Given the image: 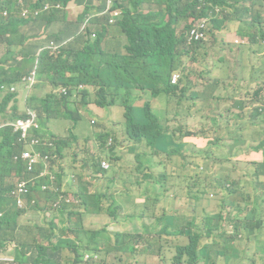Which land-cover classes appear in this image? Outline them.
Instances as JSON below:
<instances>
[{"label":"trees","instance_id":"obj_1","mask_svg":"<svg viewBox=\"0 0 264 264\" xmlns=\"http://www.w3.org/2000/svg\"><path fill=\"white\" fill-rule=\"evenodd\" d=\"M16 0H0V37L7 32H12L17 36V42L7 43L0 57V115L5 120H0V255L1 250L12 244L14 249L13 259L18 264L32 263L33 260L45 264H62L63 253L66 249L73 255L71 264H89L83 262L85 254H90L91 260L98 258L100 252L114 250L121 254H134V243L137 235L145 236L148 247H144L142 253H148L150 244L155 237L152 235L160 234L159 241H162L163 235H168V227L163 225L149 224L142 228L141 235L136 228L125 227L121 230V225L116 222L121 218V211L113 206L111 197L108 203L103 206L101 199L105 196H99L97 193L86 195L84 189L79 188V177L81 170H70L66 165V153L72 152V149L79 144L82 134L72 131L78 126V121L73 118V106L70 102V95L57 96L52 93L39 95L38 92L47 88L43 83L44 79H50L51 90H57L60 87H78L84 85L91 87L89 90L82 91V108L88 115H93L94 111L87 106H94L107 109L108 107L119 105L124 109V126L130 142L136 147L142 143L151 147L155 153H162L161 146L168 145L171 142L174 133L168 134L167 129L159 124V118L156 108L165 106L172 102L181 105L182 100L186 99L187 86L180 80L176 84H171L172 73L181 66V57L188 53L184 48V37H177L175 30L170 27L177 20H186L187 17L198 19L206 16V8L198 10L199 0H158V4L164 5V12L168 15V20L164 21V14L161 8L157 11L149 9L147 13L142 12L141 5L146 0H135V4L130 0H117L118 7L122 9V17L117 22V27L125 34L127 44L124 47V55H108L102 50L103 34L98 33L96 38L88 41L85 37L75 38L68 45L65 41L49 40L44 36V27L38 33L26 29L28 40L20 35L26 24L41 21L45 24L42 5L49 2L51 11H54L57 4L66 7L71 1L76 4H85L87 7H95L96 0H36V2L26 3L24 9L20 6H13ZM214 5L229 9L230 12L223 14L221 21H215L214 27L219 29L223 23L241 22L243 18L251 13V8L259 7L252 14L249 22L242 33H238L240 38L247 37L249 43L261 36L264 41V27L260 20L261 8H264V0H209ZM246 3L247 7L241 6ZM25 11L24 15L22 12ZM189 26L187 27V29ZM186 29V30H187ZM241 28H239V31ZM238 31V32H239ZM27 41V42H26ZM260 47L263 45H259ZM1 47V44H0ZM20 59H17V57ZM106 72V80L102 73ZM36 75L38 79H35ZM112 84L114 90L108 92ZM14 92H10V88ZM98 87V88H97ZM206 88V87H205ZM23 90L27 94L23 112L19 113V96ZM95 90L94 99L91 100L90 92ZM206 90V89H205ZM147 93V101H139L143 94ZM192 93L189 96L190 103L184 109L180 118L190 117L207 108L208 102L216 98L213 95ZM217 99V98H216ZM12 102L11 113H6V105ZM28 110L35 111L38 117L41 133L39 136L41 145L35 150L42 153V158L38 160L34 171L25 173V162L15 158L22 147L18 144V135L12 133L9 125L16 119L26 118ZM78 120H82V114L75 110ZM69 120L73 124L69 129V138L65 140L58 134H54L49 127L52 121ZM95 120L90 121L93 127ZM263 131V130H261ZM261 131L256 136L261 135ZM264 132V131H263ZM94 144L91 159L95 173L104 174L108 177V183L112 182L114 177L101 171L99 165L101 162L109 159V152L104 147L108 133L102 134L101 131H94ZM253 139V138H252ZM257 145V147H255ZM248 150L262 151L264 155V142H254L248 145ZM169 153V152H167ZM47 156V159H44ZM253 166V181L249 190H245L240 196L238 202L232 207L233 219L226 214V226L224 232L234 237L239 232L248 234L249 223H252L251 217L245 212L247 209L256 210L261 200L264 204V160L262 163L250 164ZM43 172H50L57 176L56 184H65L69 187L66 193L71 198L70 204L63 203V208L79 201L83 212L94 210L97 214H105L115 223L109 224L104 229L96 231H86L82 227L80 220L73 226L65 224L64 232L74 235V242L59 240L53 242L54 225L52 226L51 236L46 240L41 239V230L35 229L37 236H30L33 230L24 228L21 234H16L15 227L17 218L22 214H27L30 208L38 209L40 200L36 196L38 193L43 195L45 201L49 197L48 192L41 190V183L50 185L49 177L38 178ZM8 177L23 178L29 181L30 194L26 210L17 209L14 200L10 197L12 190V180L6 181ZM253 193V195H251ZM138 202H143L146 210L153 220L160 222L162 218L169 220V211L167 207L153 194L146 190L139 189L133 193ZM35 201L31 205L30 201ZM264 206V205H263ZM80 211V210H78ZM46 210L42 211V217L46 221H52L56 213L51 212V216H46ZM77 211H71L64 215L59 212L66 223V219L72 216H79ZM224 212L222 213L223 216ZM222 218V217H221ZM106 221L108 218L105 219ZM217 218L206 220L208 225L218 222ZM69 222V220H68ZM12 223V226H11ZM172 225H171V224ZM173 228L172 233L184 235V231L191 228V222L170 221ZM260 221H258V224ZM180 228H177L179 227ZM163 231V232H162ZM188 242L185 246H178L172 259L174 263L182 264V260L188 258L189 264L196 261L203 255V243L211 242L212 245L223 246V242L216 243L209 232L202 236L195 233L188 234ZM249 237V235H248ZM249 239V238H248ZM256 246H263L260 243ZM170 247V246H169ZM232 249H226L223 259L231 261ZM18 253L31 254L33 259L18 257ZM167 251L164 247H159L156 256L166 257ZM264 261V257L261 258ZM232 264V263H230Z\"/></svg>","mask_w":264,"mask_h":264},{"label":"crops","instance_id":"obj_2","mask_svg":"<svg viewBox=\"0 0 264 264\" xmlns=\"http://www.w3.org/2000/svg\"><path fill=\"white\" fill-rule=\"evenodd\" d=\"M130 1L135 4V0ZM158 6V0H146L141 5V10L145 9L143 12L147 13L149 9L155 11ZM73 8L83 11L82 4L69 3L65 10H55L44 16L46 25L41 21L26 24L20 35L28 40L26 29L38 33L44 27V36L47 39L65 41L68 45L75 38L80 37L78 36L79 20L83 16L81 15L76 21H71L70 10ZM255 8L259 9V7ZM261 17L264 19V13H261ZM167 19V16L164 17L165 21ZM227 22L229 21L225 23ZM234 24L235 26L231 31L224 33L222 37L226 39L225 52H227L229 46L237 45L235 46V54L231 55L229 61L225 62V64H222V58L215 60L212 72L207 76L206 93L215 96L217 99H211L205 110L190 117L180 118L172 127L162 124L169 135L175 132L169 143L170 150L168 151L170 154L169 159L172 161L166 163L165 166L189 167V170L193 173H202L215 179L213 187H211L214 190V195L209 196L214 200L204 199L206 203L216 204V211L204 214L206 220L210 218L220 220L225 209L230 211V220L233 219L232 207L238 202L239 196L245 190L250 189L253 181V166L250 164H260L264 160L262 151L247 149L249 144L252 145L255 142L252 139L254 132L258 133L262 130H257V128H260L258 121L261 115L264 114V90L259 89L255 82L249 80L248 77L258 67V62L261 61V58L256 54L255 50L250 49L249 43H243L242 41L239 44L236 43L237 40L243 39L238 36V33H234V31H239V27L236 26L238 22H234ZM228 38H233V40H227ZM257 39V46L263 45L261 47H264V41L261 38ZM126 44L125 34L118 27H113L103 36L101 46L102 50L108 55L116 53L124 55ZM242 48L247 49L246 54L242 52ZM193 50L187 56H191ZM3 52L4 50L1 51L0 49V57ZM240 71L243 73V79H233L232 73ZM22 92L24 91L21 90L20 95ZM97 109L98 111H92L94 113H102L103 117L109 121L124 119V109L119 105L111 106L107 109L97 107ZM62 121L64 120L55 121L54 129H51L54 134L60 132L58 125L62 124ZM192 129H197V133L195 135H186V132ZM72 131L77 132L80 138L79 125ZM126 137L127 143H122L121 140L119 142L115 141L111 150H108L109 159L107 161L110 164V169L104 171L106 173L111 172L109 174L115 178L122 171L120 168L125 163V158L128 155L133 156L135 162L133 173L115 188L111 196L107 197L104 195L105 198L111 197L113 206L121 211V218L116 224L128 227V224L132 223L133 228L136 229L149 226L143 224V222L150 219L153 220V218L146 210L145 204L138 202L133 196L136 190L143 189L155 195L169 211V220L162 218L160 222L155 220L153 222L163 225V229L168 227V231L172 232L173 228L170 221L188 222L187 219L190 216L189 204L171 195L170 192L168 193L163 187L160 177L149 168H143L144 160L146 162L147 158H152V165H154V161L157 157H160L161 153H155L145 143L136 147L129 141L127 134ZM107 138H112L110 133H108ZM243 142H246V145ZM257 142H264V136ZM208 149H210L208 152L201 154V152ZM72 151L73 157L70 162H66V165L70 170H81L79 188L81 190L84 189L86 195H91L92 192L89 191L91 182L103 179L104 174L94 172L91 158L86 162L80 160L83 155L79 150L78 144ZM89 151L92 153L93 148L91 147ZM146 164L151 165L148 162ZM230 165H233L232 169ZM218 180L222 182L218 183ZM186 196L188 198L191 197V192L187 191ZM262 202L263 200H261L256 210L247 209L245 212L252 220L248 228V242L254 246L260 244L264 237V206ZM258 221H260L259 224ZM105 222L107 224L106 220ZM63 229L64 224L62 225ZM208 242L203 243V255L198 259L197 264H207L208 261H214V264H229V260L223 259V255L212 256L210 252L209 254L205 253L204 247Z\"/></svg>","mask_w":264,"mask_h":264},{"label":"rangeland","instance_id":"obj_3","mask_svg":"<svg viewBox=\"0 0 264 264\" xmlns=\"http://www.w3.org/2000/svg\"><path fill=\"white\" fill-rule=\"evenodd\" d=\"M30 2L29 0H16L13 2V6H24L26 3ZM241 6L247 7L246 3ZM145 9L142 10V12ZM251 13L243 18V21L236 24L237 27L241 28L239 32L234 31V33H242L246 26V22L251 19V14H254L258 9L251 8ZM260 13H264V9L260 11ZM82 15L81 9L73 8L70 10V20L76 21ZM192 17H187L186 20H177L174 25H170L171 28L175 30V35L177 37H183L185 30L188 27L189 22L191 21ZM235 26L233 22L223 23L219 30L213 28L209 31L207 35V39L196 45L192 48H195L192 52L191 56L183 55L180 59L181 66L180 69L176 72L180 74V80L183 81V85L187 86V94L186 99L182 100L181 105H177L176 102H172L165 106H159L156 108V113L159 118V124H165L169 127L174 126L181 117L184 109L188 106L191 102L189 99L190 94L198 93L203 94L205 93V87L207 83V76L212 72L213 62L222 58V64L229 61L230 56L235 54V44L229 46L227 48V52H225L226 46V39L222 37L224 33H228L231 29ZM227 40H233V38H228ZM243 40H245L243 38ZM10 42L15 44L17 42V36L14 35L12 32H7L3 37H0V44H1V51L6 50L7 43ZM258 39L250 42L248 45L250 49L255 50L256 54L261 58V61L258 62V67L250 74L249 80H253L256 86L264 90V47H258ZM191 49V48H190ZM242 52L244 54L247 53V49L242 48ZM1 55V54H0ZM17 59H20L18 56ZM104 80H106V72L102 73ZM232 78L235 80L243 79V73L240 71L238 73L233 72ZM43 83L47 86L44 90L39 91L38 94L45 95L47 93H52L55 90H51L50 87V79H44ZM98 88V87H97ZM114 90L112 84H110V88H108V92L112 93ZM10 92H14L11 91ZM82 92L80 93H71L70 95V102L74 104L73 110V118L78 121V125L80 126V133L82 134V138L78 144L79 150L82 153V157L80 160L87 161L91 158L92 153L90 148L94 144V138L96 140L97 137L93 135L94 131L99 130L102 134L110 133L113 138V141L119 142L120 140L122 143H127V137L124 130V119H116L113 121H109L105 119L102 113H93V115H88L82 108ZM95 90L90 92L91 100L94 99ZM58 95V94H57ZM209 95L206 93L204 96ZM27 98L26 92H22L19 96V113L23 112V106H25V100ZM139 101H147V93H144L142 98ZM2 105V101L0 100V106ZM13 103L9 102L6 105L5 112L11 113V107ZM88 109H92L98 111L97 107L93 104L87 106ZM75 110H78L80 114H82L83 119L78 120L76 116ZM6 117L0 115V120H5ZM95 120L96 124L92 127L90 125V121ZM53 124V127H52ZM55 121L49 123V127L54 129ZM73 124L72 121L66 120L62 121V124L58 125L59 136L68 140L69 138V129ZM258 125L260 128L257 130L262 129L264 131V114L261 115L258 121ZM261 131V135L256 136V131L254 132L253 140L257 142L261 137L264 136V132ZM197 129H193V133H196ZM94 136V138H93ZM70 143V140H68ZM246 145V142H243ZM257 147V145H255ZM161 155L157 157L154 161V165H152V158H147L146 162L150 163L151 165L146 164L144 160L143 168H149L154 174L158 175L163 182V187L165 190L171 195L179 198L181 201L188 203L190 208V216L187 219L188 222L191 221L192 228H188L184 231V235H178L177 233L170 232L168 235H163L162 241H159L161 237L160 234L152 235L155 237L150 244L148 253H142L144 247H148L147 242L145 241V236L136 237V242L134 243L135 253L134 254H121L117 253L114 250H110L106 252H100L97 256L98 258H94V261L87 260L83 262H88L89 264H177L172 261L175 248L178 246H185L188 242V234L195 233L199 235H206L209 232L212 239L215 238L216 243L223 242L226 240L230 235L224 232V227L226 226V220L224 219L226 214L229 212L228 209L224 210V214L218 222H213L212 224L208 225L206 223V218L204 214L212 213L216 211V204L206 203L204 198L211 199L209 196L214 195V190L211 188L213 187V183L215 182L214 177H210L209 175H203L193 173L189 170V167H175L169 166L166 167L165 164L171 162L172 160L169 159V153H167L170 148L168 145H163L160 147ZM210 149L201 152V154L208 152ZM72 152L68 151L66 153V161H71ZM155 157V156H154ZM231 169L233 165H230ZM122 171L119 175H117L112 182L108 183V177L104 175L103 179H98L95 182H91L90 192L97 193L99 196H111L115 188L126 178L128 177L133 171L135 170V162L133 160L132 155H128L125 158V163L120 168ZM111 173V172H108ZM52 179L56 178V175H50ZM15 177H8L6 178L7 182H10ZM218 183L222 181L218 180ZM69 187L65 184L59 185L55 184L50 187L49 190V197L45 201L43 195L38 193L36 196L40 200V207L38 209L30 208L27 214H22L17 218L15 232L16 234H21L24 228H28L33 230L32 235L30 236H37L35 229L41 230V239L46 240L48 237L51 236L52 233V226L51 223L46 221L42 217V211L46 210V216L50 215L49 210H53L57 212L54 216V221H59V227H56L53 231L54 236L52 237L53 242H57L59 240H67L68 242H74V235L70 233H65L62 230V225L69 224L73 226V224L77 223L78 220L81 222V226L86 231H96L106 228L107 224L105 219L108 218L107 222L109 224H114L115 222L105 214H97L94 210L90 209L89 211L83 212L82 206L80 205L79 201H76L74 204L64 207H61V202L64 200L66 203H69V199L67 198V192L69 191ZM190 191L192 196L187 197L186 192ZM92 196V195H90ZM101 203L105 206L108 203V198H102ZM264 205V204H263ZM80 210V211H78ZM63 212L64 215L71 211H77L79 216H72L70 219H66L63 221V217L59 212ZM1 216V214H0ZM69 220V222H68ZM153 220H146L143 224L149 225L152 224ZM12 226V223H11ZM128 227L131 229L133 228V224H128ZM177 228H180L177 227ZM125 227H121V230H124ZM139 234L141 235L142 230L138 228ZM164 231V229H163ZM162 231V232H163ZM261 243L264 244V237L261 240ZM167 251L166 257H158L156 253L161 246ZM170 246V247H169ZM14 247L12 244L5 249L1 250L0 255V264H18L13 260V251ZM205 253L210 252L212 256H219L225 253L226 249H232L231 252V261L229 262L232 264H264V261L261 260L264 257V247L263 246H254L252 243L248 242V234L246 232H239L234 237L227 239L224 242L223 246L219 245H212L210 242L205 244ZM90 255V254H85ZM84 255V257H85ZM18 257L21 259L24 258H31L33 259V255L31 254H24L18 253ZM73 255L66 249L63 253V261L62 264H71V260ZM188 258L182 260V264H187ZM31 264H45V262L39 261L36 263L34 260ZM197 264V263H195Z\"/></svg>","mask_w":264,"mask_h":264},{"label":"built area","instance_id":"obj_4","mask_svg":"<svg viewBox=\"0 0 264 264\" xmlns=\"http://www.w3.org/2000/svg\"><path fill=\"white\" fill-rule=\"evenodd\" d=\"M228 1V0H227ZM202 5H206L205 0H200ZM97 5L92 8V13L87 15L83 21L81 26V32L84 34L89 35V29L94 26L93 20L100 19L102 20V24H98V27L103 25L104 27H108L114 25L118 18L122 15V11L119 8L115 7V0H96ZM26 5V4H25ZM24 6H20L24 9ZM57 9L60 6H56ZM43 13H48L51 9L50 4L45 3L41 7ZM214 13L218 14L222 11V9L218 6H215ZM25 11L22 12L24 15ZM211 18H203L196 21L187 32L186 35V46L190 47L196 43H199L205 40L206 33L210 26ZM91 36L95 37V33L92 31ZM179 75L174 74L171 79L172 84H176L179 80ZM85 87L80 86L79 89H84ZM11 91L15 89L12 87L10 88ZM67 89H62L61 93L66 95ZM6 125H9L12 129V133L18 135L17 142L22 147L19 154L15 157L16 159L19 158L25 162V173H31L34 171V168L39 159L42 158V153L36 151L35 148L41 145V140L39 136L41 133L38 131L40 130V125L38 122V117L35 111L28 110L26 113V118L24 119H16L13 122H10ZM108 145H111V140H109ZM44 159H47V156H44ZM101 168L103 170H108L110 165L107 161L101 162ZM50 175H55L50 172H43L40 174L38 178H44L46 176L49 177L50 185H46L43 182L41 183V190L44 192H48L52 185L56 184V178L52 179ZM30 188H29V181L23 178H13L12 180V190L10 192V197L14 200L16 208L20 210H26L28 208L27 202L29 199ZM70 200L69 203H66L64 200L61 202V207L63 208V203L70 204L71 198L67 196ZM31 205H35V201H30ZM51 216V212L53 210H49ZM57 214V212H54Z\"/></svg>","mask_w":264,"mask_h":264},{"label":"clouds","instance_id":"obj_5","mask_svg":"<svg viewBox=\"0 0 264 264\" xmlns=\"http://www.w3.org/2000/svg\"><path fill=\"white\" fill-rule=\"evenodd\" d=\"M31 2H36V0H31ZM72 2H74V1H71L70 3H72ZM46 3H48V4H50L49 2H46ZM75 3V2H74ZM205 3H206V5H202L201 4V2H200V0H199V6H198V10H201V9H203V8H206L207 10H206V16L205 17H201V18H198V19H191V21L189 22V24H188V26H189V28L187 29V30H185V33H184V35H183V37H184V48H185V51L189 54V52L191 51V50H193V49H195V48H192V47H194V46H196V45H199L200 43H202V42H204L206 39H207V35H208V33H209V31H211L213 28H215L214 27V22L215 21H221L222 20V17H223V14L225 13V12H230L229 11V9H227V8H223V7H221V6H218V5H214V4H212V2L211 1H209V0H205ZM45 4V3H44ZM69 5V4H68ZM67 5V6H68ZM51 6V5H50ZM56 6H60V8L59 9H57L56 8ZM55 6V9H54V11L55 10H65L66 8H67V6L66 7H63L62 5H60V4H57ZM215 6H218V7H220L221 9H222V11L220 12V13H218V14H215L214 13V7ZM82 7H83V11H82V19L81 20H79L80 21V26H79V32H78V36H80V37H85L88 41H92V40H94L95 38H96V36H97V34L98 33H102L103 34V36L111 29V28H113V27H117V22L120 20V18L122 17V15L120 16V18H118V20H117V22L114 24V25H111V26H108V27H104L103 25H101V27H98L97 25L98 24H102V20H100V19H94L93 20V25L94 26H92L90 29H89V35H87V34H84V33H82L81 32V26H82V24H83V21H84V19H85V17L87 16V15H89V14H91L92 13V8L91 7H87L84 3L82 4ZM115 7L116 8H119L118 7V3H117V0H115ZM159 7L161 8V10L163 11V14H164V17H166L167 16V18H168V15L164 12V8H165V6L164 5H161V4H159V6H158V8L155 10V11H157L158 9H159ZM121 11H122V9L121 8H119ZM153 10V9H152ZM154 11V10H153ZM154 11V12H155ZM50 12H52L51 11V9L49 10V12L48 13H44V16H47ZM251 16H252V14H251ZM208 17H210L211 18V20H210V26H209V28H208V31H207V33H206V37H205V40H203V41H201V42H199V43H196V44H194V45H192V46H190V47H188V46H186V35H187V32L190 30V28H191V26L196 22V21H198V20H200V19H203V18H208ZM168 20V19H167ZM260 20H261V22H262V27H264V19L261 17V15H260ZM165 21V20H164ZM249 22V21H248ZM94 32L95 33V37H92L91 36V32ZM245 40H237L236 41V43L237 44H239V42L240 41H242L243 43H249V41H248V39H247V37H243ZM243 38H241V39H243ZM257 38H261V36L260 35H258L257 36ZM256 38V39H257ZM191 48V49H190ZM187 54V55H188ZM186 55V56H187ZM180 69V68H179ZM178 69V70H179ZM177 71V70H176ZM176 71H174L173 73H172V76L174 75V74H178L179 76H180V74L179 73H177ZM172 76H171V79H172ZM35 79H38V76L36 75V77H35ZM179 79H180V77H179ZM179 81V80H178ZM170 83H171V81H170ZM172 84V83H171ZM80 86H83V87H85L84 89H79V87ZM91 87H88V86H84V85H79L78 87H60V88H58L57 90H55L53 93L55 94V95H57V96H68L70 93H80V92H82V91H84V90H89ZM62 89H67L68 91H67V94L66 95H64V94H62L61 93V90ZM115 106V105H114ZM123 117H124V114H123ZM197 133V132H196ZM196 133H193V129L191 130V131H187L186 132V135H195ZM109 140H111V145H108V142H109ZM114 145V142H113V138H107V140H106V142H105V145H104V147L105 148H107V149H111V147ZM107 161V160H106ZM108 162V161H107ZM109 163V162H108ZM101 164V163H100ZM110 165V164H109ZM99 169L100 170H102V171H108V170H103L102 168H101V165H99ZM18 209V208H17ZM54 218V217H53ZM48 222H50V223H53V225H54V230H56L55 228L58 226V222L59 221H54L53 219H52V221H48ZM64 224V223H63ZM64 227H65V224H64ZM95 258V257H94ZM93 258V259H94ZM87 260H91V256L90 255H85V257H84V261H87ZM91 261H94V260H91ZM195 263H198V259L196 260V261H194V262H192V264H195ZM187 264H189V261H187ZM207 264H214V261H208V263Z\"/></svg>","mask_w":264,"mask_h":264}]
</instances>
